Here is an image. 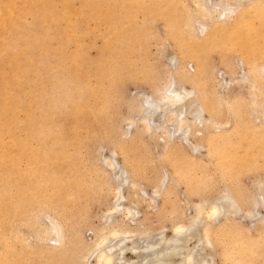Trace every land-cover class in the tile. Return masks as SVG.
Masks as SVG:
<instances>
[{
    "label": "rangeland",
    "instance_id": "rangeland-1",
    "mask_svg": "<svg viewBox=\"0 0 264 264\" xmlns=\"http://www.w3.org/2000/svg\"><path fill=\"white\" fill-rule=\"evenodd\" d=\"M204 1L0 0V264H81L108 215L170 237L225 190L245 202L204 220L206 254L264 264V209L245 214L264 182V0H228L222 16L227 0ZM170 81L202 106L185 139H170L159 112L145 130L139 112ZM110 157L127 172L118 203L131 220L108 213L118 189ZM50 221L63 232L56 249Z\"/></svg>",
    "mask_w": 264,
    "mask_h": 264
},
{
    "label": "bare ground",
    "instance_id": "bare-ground-1",
    "mask_svg": "<svg viewBox=\"0 0 264 264\" xmlns=\"http://www.w3.org/2000/svg\"><path fill=\"white\" fill-rule=\"evenodd\" d=\"M205 1H207V0H205ZM205 1L203 3L206 4ZM253 1L254 0H252V2ZM222 2H219V3H222ZM257 2L258 1H256L255 3H257ZM199 3H201V2H199ZM194 4H196V3H194ZM199 5L202 6L203 4H199ZM255 5H258V3ZM228 6L230 7L231 3H228V0L224 1L223 2L224 8L218 9L216 14H220L221 16L223 14L227 15L226 10H227ZM209 7H210L209 9H211V7H212V9H214L215 7H218V6H214V8H213V6L210 5ZM221 7H218V8H221ZM252 7L254 8V6H252ZM258 7H260V6L258 5ZM250 8H249V11H250ZM200 9H201V7H200ZM205 10H206V8H205ZM205 10H204V12H206ZM245 10H246V7H245ZM247 10H248V8H247ZM211 11L212 10H210V12ZM254 11L255 10H253V12ZM257 11H258V9H257ZM257 11H256V14H257ZM208 12L209 11L207 10V13ZM214 12H216V11H214ZM210 14H212V13H210ZM195 15H196V13H195ZM199 15H201V14H199ZM201 16H206V15H201ZM217 16L219 17V15H217ZM228 17H229V15H228ZM258 19H259V17H258ZM169 21H171V20H169ZM171 22L173 23V21H171ZM225 23H227V22H225ZM241 23H242L241 19H239V18L235 19V26L238 27ZM252 28H254V27H252ZM256 29H257V27H256ZM222 30H223V28H222ZM235 30L236 29H234L233 31L235 32ZM250 30H252V29H250ZM222 33L224 34V31ZM224 35H226V34H224ZM263 67H264V65H263ZM254 70L256 71L255 68H254ZM252 71H253V69H252ZM261 71H262V69H261ZM259 75H261V74H259ZM260 79H262V78H260ZM164 85H163L161 90H160V88H158V90H160V91H157V92H159L157 97H154L155 95L153 97L150 95H146V96L142 97L141 104H139L138 108L140 107L139 112L141 113L143 122L139 120V118H141L140 115H139L138 119H137V117L135 119L139 120L142 123H145L147 127L145 126V128H144L143 125H142V127L145 130L146 129L148 130V128H150L151 121L153 120L152 118L154 117V115L156 113L159 112L160 113L159 115H161V117H163V118H165V116L168 115V119L166 120V118H165L163 120V123L165 125L166 122H169L172 126H174L173 129L169 130V132L166 131L168 133V136H171L170 139L172 138L173 134H175V133H180V136L185 139V135L188 132V128H190V126L193 122H195V121L197 122L200 119L202 106L200 104L199 105L196 104L193 99L187 98L189 95H192V94H189V92L187 90H182L181 88L173 87L172 81H170L167 85H166V83ZM263 88H264V84H263ZM189 91H191V90H189ZM133 118L134 117H132V119H131V117H130L129 119H131L133 121V120H135ZM128 121H130V120H128ZM132 121L127 122V123L133 124L134 121L133 122ZM160 121H162V119ZM160 121H159V123H160ZM199 122H200V120H199ZM135 123H136V121H135ZM157 123L158 122L153 123V124L154 125L156 124V126H158ZM160 125L159 126L161 127V129L162 128H163V130L167 129V128L163 127L164 125L163 126H162V124H160ZM129 127H130V125H129ZM166 127H168V126H166ZM105 162L107 164L106 166L109 167L108 170L111 169L113 172L114 181L115 182L117 181V184L119 183L120 186L123 187V185H125L128 182V175H126L127 172L120 166V164L113 157L108 158L107 160H105ZM258 182H260V181H258ZM263 183L264 182L261 181L259 184H255V186H258V187H255V188H257V190H254V193H255V191L257 193L254 194V196L256 195L255 197H252V199L253 198L254 199L253 200L251 199L252 201L250 200V202H252V204H253V207L250 206V207H252V209L250 208L249 210L248 209L245 210V214L248 216L247 217L248 219H250L249 217L252 218L253 216H255L257 214L258 211L256 210L257 209L256 207L259 206L260 208L264 209V184ZM119 184H118V189H117V194H116L117 197H115L117 201L114 204V206L111 207V210L108 213H111V211H113L116 213L118 212L117 214H119L121 212L126 211L127 215L129 216V218L131 220V219L135 218L134 217L135 214L129 208H127V207L124 208L121 203H118L119 200H123L121 193L119 191V188L121 190V187H119ZM158 187L159 186H157V188L154 189V192L156 194H158L157 192H159ZM215 197L216 198H212L209 201L207 200L205 202H200V203L196 204L195 205V210H196L195 215H193L191 217V219H189L190 221L187 224L173 225L172 235L170 237H165L163 235H159V237H156L157 235L154 236L153 234H151L150 232H148L146 230L143 231V230L138 229V228L131 229L128 226H127L128 228H125V227H123L124 225H122V224L119 225L117 223L116 219L113 218V216L110 214L111 216L108 215L107 217H105L106 218L105 222L108 221L107 223L109 225L100 229V232L99 231L96 232L94 239L92 238L93 240H91L90 243L87 242L81 246V248H80V251H81L80 252V259H81L80 261L81 262L80 263L81 264H212L213 260H214L212 255H210L208 253L206 254V252H205L206 247L210 246V244H211L210 238H209V231H208L209 228L207 229L206 226H202L203 225L202 223L207 218H208V220L211 218H214V217L216 219L217 216H219L220 214L225 212L227 209H231L235 213L237 211H241V209H242L241 203L245 202V201L239 202L238 199L236 198V196L230 190L228 192L225 190L224 194H222L220 196L218 195V197L217 196H215ZM247 204H248V202H247ZM233 211H232V214H233ZM260 215L261 216L263 215L261 218L264 220V214H260ZM256 216H258V214ZM126 218H127V216H126ZM261 218H260V220H262ZM212 223H213V221H212ZM114 224H116V225H114ZM201 226L203 228L201 230V231H203V234L201 232V234H199V236H198L196 234V232L198 233L197 230ZM43 227H45V225ZM47 230L48 231H46V232H51V233H54V235H55V239H52L55 243L53 247H55V249L59 248L63 242V234H62L63 232H61L60 226L57 225L56 222L50 221V226H49V228L47 227ZM40 233H42V232H40ZM47 234H49V233H47ZM195 234L197 235L196 236L197 241L194 243L193 246L188 247L186 245L188 237H192ZM46 237L48 238V235ZM79 241H82V240H79ZM79 241L77 239V242H79ZM79 243L82 244L81 242H79ZM75 244L80 245L78 243H75ZM127 252H130L131 254H133L134 258L128 259L126 257ZM78 255H79V253H78ZM175 257H179L178 262L174 261ZM90 258H93L94 261L91 263H88V260ZM78 262H79V260H78Z\"/></svg>",
    "mask_w": 264,
    "mask_h": 264
}]
</instances>
